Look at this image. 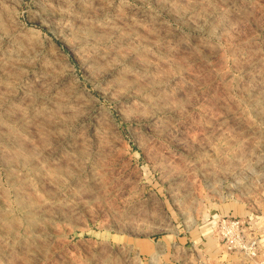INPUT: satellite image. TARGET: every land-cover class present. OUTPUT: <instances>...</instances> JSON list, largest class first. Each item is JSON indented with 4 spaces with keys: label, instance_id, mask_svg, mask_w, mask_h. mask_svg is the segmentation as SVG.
<instances>
[{
    "label": "rangeland",
    "instance_id": "374dc122",
    "mask_svg": "<svg viewBox=\"0 0 264 264\" xmlns=\"http://www.w3.org/2000/svg\"><path fill=\"white\" fill-rule=\"evenodd\" d=\"M221 216L264 225V0H0V264H257Z\"/></svg>",
    "mask_w": 264,
    "mask_h": 264
},
{
    "label": "built area",
    "instance_id": "2783aa9c",
    "mask_svg": "<svg viewBox=\"0 0 264 264\" xmlns=\"http://www.w3.org/2000/svg\"><path fill=\"white\" fill-rule=\"evenodd\" d=\"M219 241L228 249L240 251L251 259L264 252V227L236 216H221L211 225Z\"/></svg>",
    "mask_w": 264,
    "mask_h": 264
},
{
    "label": "crops",
    "instance_id": "0c3cea01",
    "mask_svg": "<svg viewBox=\"0 0 264 264\" xmlns=\"http://www.w3.org/2000/svg\"><path fill=\"white\" fill-rule=\"evenodd\" d=\"M257 229L262 230L264 225H261V222L256 224ZM257 264H264V254H260L255 260H253Z\"/></svg>",
    "mask_w": 264,
    "mask_h": 264
}]
</instances>
